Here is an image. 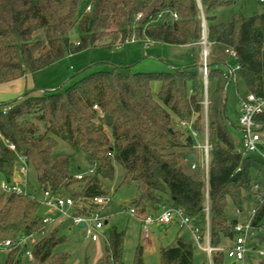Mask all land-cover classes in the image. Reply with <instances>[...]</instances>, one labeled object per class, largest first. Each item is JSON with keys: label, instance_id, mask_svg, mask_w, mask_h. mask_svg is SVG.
<instances>
[{"label": "trees", "instance_id": "16d2710c", "mask_svg": "<svg viewBox=\"0 0 264 264\" xmlns=\"http://www.w3.org/2000/svg\"><path fill=\"white\" fill-rule=\"evenodd\" d=\"M200 2L201 6L198 0H0V84L82 50L113 48L117 41L125 44L132 35L193 45V61L184 67L136 72L130 64L101 62L111 68L93 70L88 66L71 85L40 91L37 87L0 101V177L12 179L19 157L25 156L41 189L72 197L74 215L85 214L90 199L106 195L102 179L114 178L118 162L124 169L122 183L137 184L134 205L139 209L156 213L165 204L181 207L196 220L201 234L209 223L212 246H222L225 241L232 245L236 231L234 219L227 213L228 203L243 209L253 185L251 172L264 170V160L236 150L227 116L232 74L224 64L232 57L226 49L236 51L248 91L263 95L264 12L236 13L218 22L216 11L234 0ZM90 4L92 10L87 12ZM162 11L163 18L157 19ZM173 11L178 19L173 18ZM202 14L210 42L207 82L200 70ZM154 82L159 83L157 91ZM255 120L264 129V113ZM182 121L191 122L202 139L207 134V176L202 170L201 178L193 177L183 167V160L189 158L185 150L191 144ZM59 140L84 152L88 165L97 164L96 173L75 178L70 168L72 155L54 152ZM40 206L37 198L0 191V244L43 228ZM256 210V237L263 243L264 193ZM47 231L30 246L32 260L25 247L10 252L0 247V264H66L69 253L56 250L66 236L59 226ZM125 235L116 227L111 229L97 264L122 261ZM194 242L179 232L172 245L161 247L160 264H194ZM226 257L224 251H215L212 264H224ZM246 261L264 264V255L247 254ZM84 264H88L87 258ZM132 264H146L142 245Z\"/></svg>", "mask_w": 264, "mask_h": 264}, {"label": "rangeland", "instance_id": "374dc122", "mask_svg": "<svg viewBox=\"0 0 264 264\" xmlns=\"http://www.w3.org/2000/svg\"><path fill=\"white\" fill-rule=\"evenodd\" d=\"M263 12L264 2L260 0H234L233 4L221 7L216 11V19L218 22H224L231 19L236 13L255 15ZM140 41L141 40L138 39L136 42L134 41L135 43H125L126 45L123 44L120 47L115 46L113 48L96 47L68 55L56 61L54 64L37 71L35 75L37 87L38 89H46L50 87H59L62 84H65V86L71 85L83 75L78 72L88 66H92L91 69L93 70L111 68L101 62L130 64L133 71L136 72H159L170 69L171 64L184 66L191 64L193 61L191 50L186 46L157 43L156 45L153 44L150 48H146L144 42L140 43ZM196 46L198 49L200 48L199 45ZM200 50L202 51L201 48ZM157 85V82L153 83L154 91L158 90L156 88ZM239 89L242 93H246L243 86H240ZM227 93L228 103L231 104L234 102L237 107L239 92L234 83L229 85ZM233 121L235 124L239 122L237 118ZM229 128L230 132L234 134L233 138L235 143L238 144V137L240 138L241 135L240 132H238L232 123H229ZM108 132L111 134L110 129H108ZM262 143L264 144V138ZM54 152L56 154L68 153L72 155L70 168L73 174H85L87 172L89 165L86 161L84 152L75 149L63 140H59V144ZM191 152L195 155L194 161L199 163V148L193 147L191 148ZM253 156L260 159L258 154H253ZM192 161L193 159H186L184 162L185 171L193 177L201 178L202 166L198 165L197 169H191ZM251 174L252 184L257 183L260 190L264 191V170L260 172L252 170ZM123 176V167L118 162H115L114 178L102 179L104 189L106 190L105 196L108 199L104 206L103 214L106 216L109 223L103 230L105 236H102L99 241H92L86 238V231L84 228L72 225L69 226L70 219L68 216L62 215L59 212L51 214L55 217L62 216V221L48 226V230L51 231L59 226L62 233L66 236V241L56 248L57 251H66L69 253L70 257L66 264H84L86 258L88 264H97L99 258L104 254V247L113 227H116L120 231H125L126 233L122 261L119 264H132L138 245L143 246L146 264H160L161 247L172 245L179 232L183 238L194 242L191 230L187 226H182L177 217L169 224L160 223L158 221L153 222L151 225V236L144 238L141 233L142 224L139 219L142 213H138V216H133L129 213V208L134 206V200L138 195L137 184L135 182L129 184L122 183ZM29 182L30 189L35 191L36 198L41 200L42 189L33 168L29 169ZM81 188V184L76 185L77 190ZM258 201L259 197L257 196L253 201L247 202L242 211H238L234 204L229 201L227 213L231 217L239 218L240 222H244L251 209L256 206ZM70 212L71 210L68 209V215ZM160 212L161 211L158 210L154 215H158ZM40 213L41 215L48 213V209L42 204L40 206ZM229 244V241H225L222 246L227 247ZM194 245V264H210L208 254L197 246L195 242ZM247 247L249 250L248 254L259 257V251H264V242L262 243L257 237H253L248 240ZM230 263L231 259L226 257L224 264ZM246 264H249V262L246 261Z\"/></svg>", "mask_w": 264, "mask_h": 264}, {"label": "built area", "instance_id": "2783aa9c", "mask_svg": "<svg viewBox=\"0 0 264 264\" xmlns=\"http://www.w3.org/2000/svg\"><path fill=\"white\" fill-rule=\"evenodd\" d=\"M264 2V0H260ZM92 5H88L86 8L87 12H91ZM164 11L160 12L157 19H162L164 16ZM142 14L137 16V19L141 17ZM174 19L179 18V14L176 11L172 12ZM203 21V37L200 42L202 45V51L200 55V70L207 82L208 77V59L210 54V42L207 38V28L204 25L206 20L204 14H202ZM139 38L132 35L131 38L126 40L137 41ZM145 39L149 42V46L154 44V41L148 37ZM78 44V43H77ZM121 41L116 42V47L122 46ZM226 52L234 59L237 58V53L233 49H226ZM235 69H240L237 64ZM233 72V70H232ZM97 108V106H95ZM239 127L242 132L241 143L236 147L237 152L242 154H258L264 159V132L261 126L256 122L255 118L259 114L264 113V94L258 95L254 92L248 91L246 94L239 99ZM181 126L188 128L189 133L192 137H198V133L192 129L191 122L182 121ZM0 136H2L0 134ZM206 141L200 147H203L205 152V168L208 171L209 167V149L210 145L208 143V138L206 134ZM10 148L15 150L14 144H9ZM192 168H196V163L192 164ZM97 170V164H90L88 166L87 172L75 174V178L82 179L87 175L95 174ZM0 191L6 194H19V195H29L36 198L35 191L30 189L29 182V165L25 156L19 157V162L17 167L14 169L12 179L7 180L6 178L0 177ZM252 192L258 195L259 201L261 199L264 191H261L259 185L253 184L251 188ZM107 198L104 195L95 196L89 201V210L85 214L74 215V200L72 197L63 195L61 193H56L50 189H42V199L39 202L48 209V213L43 216L44 227L38 232H34L28 235H21L16 239H7L0 244L1 250L3 252H10L13 249L25 247L26 255L29 260L33 259L32 249L30 246L34 245L40 238L47 234L48 226L59 223L62 221V216L55 217L51 215L52 213L59 212L62 215H66L70 219V226L81 227L80 223L84 222L85 225L82 227L86 231V238L92 241H99L102 236H105L103 230L106 226V216L103 214V209L107 203ZM70 209L71 212L68 215L67 210ZM160 214L154 215L156 213L145 211L144 209H139L136 205L129 208V213L133 216H138V213H142L139 217L142 224L141 233L144 238H148L151 235V225L153 222L158 221L160 223L169 224L172 220L177 217L182 226H187L192 234L195 243L204 250L209 257V262L212 264V253L215 251H224L227 256L234 259L237 263L246 264V256L249 252L247 243L248 240L256 237L258 234L256 218V207H254L249 214V217L244 222H236L234 224V230L236 231V237L233 244L229 247H214L210 244V232L209 223L207 222L204 234H201L199 226L196 224V220L187 216L185 211L181 207H174L168 204L162 205L160 207ZM261 229L264 230V221ZM260 255H264V251H259Z\"/></svg>", "mask_w": 264, "mask_h": 264}, {"label": "crops", "instance_id": "0c3cea01", "mask_svg": "<svg viewBox=\"0 0 264 264\" xmlns=\"http://www.w3.org/2000/svg\"><path fill=\"white\" fill-rule=\"evenodd\" d=\"M206 20V19H205ZM207 24V23H206ZM208 29V28H207ZM208 32V31H207ZM140 43L141 42H144V46L146 48H150L151 46H149V42L144 38L140 39ZM154 41V45H156L157 43H160L158 41ZM136 42V41H135ZM134 41H130V42H127L128 43H135ZM162 44H165V43H162ZM126 45V44H124ZM182 46H186L188 47L190 50H191V53H192V49H193V45H189V44H186V45H182ZM72 55V54H71ZM193 56V55H192ZM54 64V63H53ZM106 66H110V64H105ZM189 65V64H187ZM187 65H184V66H187ZM236 59L232 58V60L230 61H227L225 64H224V68L226 71L230 72L232 74V81L230 84L234 83L238 89V92H239V97H238V101H237V107L235 105V103H231L229 104L228 103V97H227V116H228V120H229V123H232L236 129L238 130V132H240V138L238 137V144H236V147L240 145L241 143V137H242V132H241V129L239 127V122L238 124H235L234 123V119H238L239 121V116H240V108H239V99L241 96H243L244 94H246L248 92V89L240 75V71L239 69H235L236 68ZM167 66V65H165ZM175 66H179V67H184V66H180V65H175V64H171L170 65V69H166L167 71L169 70H172ZM161 68H166V67H161ZM169 68V67H167ZM133 69V68H132ZM164 70V71H166ZM233 70V72H232ZM142 72V71H140ZM37 72L33 73V74H25L24 76L16 79V80H12V81H9V82H5V83H1L0 84V101H7V100H11V99H14V98H17V97H20L22 96L27 90H32V89H35L37 88V82H36V78H35V75H36ZM32 79V80H31ZM240 86L246 90V93H242L240 91ZM157 89L159 88V83L156 87ZM42 90V89H39V91ZM228 94V93H227ZM183 127V126H182ZM184 128V127H183ZM186 131H189L188 128H184ZM230 129V128H229ZM263 132H264V129H262ZM235 133V132H234ZM232 136L234 137V134L231 133ZM191 135L190 133L187 135L189 136ZM206 137V136H205ZM192 140H193V143L190 145V147H188V149L185 150V153H189V159H193L192 163H191V169H197L198 168V165L202 166V170L205 172V175L207 176L208 174V171L206 170L205 168V152H204V149L203 147H200V145H203L206 141V138L205 139H202L199 134H198V137H192ZM193 147H198L199 148V163H197L196 161H194L195 159V155L191 152V148ZM192 156V157H191ZM261 158V156H259ZM262 159V158H261ZM264 160V159H262ZM186 161V159L183 160L182 164H183V167H184V162ZM193 163H196V168H192V164ZM201 170V171H202ZM257 194H255V192H252L251 191V194L249 195V198L247 199V202H251L254 200V198L256 197L257 198ZM259 202V201H258ZM257 202V203H258ZM256 207V206H254ZM253 207V208H254ZM252 208V209H253ZM251 209V210H252ZM238 211H242L243 209H237ZM250 214V213H249ZM249 217V215H248ZM248 217L245 219V221L248 219ZM234 219V224L236 222H240L239 218H236V217H232ZM106 221L109 223L108 219L106 218ZM106 223V225L108 224ZM70 226V225H69ZM82 227V226H81ZM119 230V229H118ZM151 236V235H150ZM194 239V238H193ZM231 246V245H230ZM223 247V246H221ZM229 247V246H227ZM226 248V247H224ZM204 251V250H203ZM143 255H144V249H143ZM229 258V257H228ZM231 259V258H229ZM233 262H236L234 259H231V263L230 264H233ZM236 264H239L236 262Z\"/></svg>", "mask_w": 264, "mask_h": 264}, {"label": "water", "instance_id": "95a60500", "mask_svg": "<svg viewBox=\"0 0 264 264\" xmlns=\"http://www.w3.org/2000/svg\"><path fill=\"white\" fill-rule=\"evenodd\" d=\"M198 1H199L200 6H201V2H200V0H198ZM204 25H205L206 28H207V24H206V22H205ZM206 34H207V31H206ZM186 140H187V142H189L190 144L193 143V140H192V136H191V135L187 136ZM191 157H192V156H191ZM106 223H108V222L106 221ZM80 225L83 227V226L85 225V223H84V222H81ZM233 264H236V262H233Z\"/></svg>", "mask_w": 264, "mask_h": 264}]
</instances>
